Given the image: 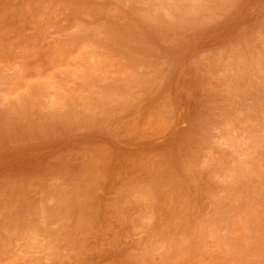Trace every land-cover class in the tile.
<instances>
[{"label":"rangeland","instance_id":"rangeland-1","mask_svg":"<svg viewBox=\"0 0 264 264\" xmlns=\"http://www.w3.org/2000/svg\"><path fill=\"white\" fill-rule=\"evenodd\" d=\"M0 264H264V0H0Z\"/></svg>","mask_w":264,"mask_h":264},{"label":"bare ground","instance_id":"bare-ground-1","mask_svg":"<svg viewBox=\"0 0 264 264\" xmlns=\"http://www.w3.org/2000/svg\"><path fill=\"white\" fill-rule=\"evenodd\" d=\"M32 238V237H31ZM34 239V238H33Z\"/></svg>","mask_w":264,"mask_h":264}]
</instances>
